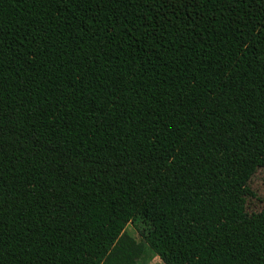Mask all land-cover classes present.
<instances>
[{
	"label": "trees",
	"instance_id": "1",
	"mask_svg": "<svg viewBox=\"0 0 264 264\" xmlns=\"http://www.w3.org/2000/svg\"><path fill=\"white\" fill-rule=\"evenodd\" d=\"M257 168L264 0H0V264H199Z\"/></svg>",
	"mask_w": 264,
	"mask_h": 264
},
{
	"label": "rangeland",
	"instance_id": "2",
	"mask_svg": "<svg viewBox=\"0 0 264 264\" xmlns=\"http://www.w3.org/2000/svg\"><path fill=\"white\" fill-rule=\"evenodd\" d=\"M239 185L236 196L230 201L220 219L215 222V235L200 258L199 264H217L223 254L233 251L243 239L240 224L242 216L263 210L264 176H261V168L250 169ZM127 229L137 239L143 237L144 226L141 223L132 220ZM141 264H164V262L157 254L150 253L141 260Z\"/></svg>",
	"mask_w": 264,
	"mask_h": 264
},
{
	"label": "snow or ice",
	"instance_id": "3",
	"mask_svg": "<svg viewBox=\"0 0 264 264\" xmlns=\"http://www.w3.org/2000/svg\"><path fill=\"white\" fill-rule=\"evenodd\" d=\"M261 176H264V168L261 169Z\"/></svg>",
	"mask_w": 264,
	"mask_h": 264
}]
</instances>
